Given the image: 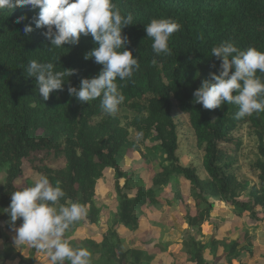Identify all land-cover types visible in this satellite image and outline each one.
<instances>
[{
  "label": "trees",
  "instance_id": "obj_1",
  "mask_svg": "<svg viewBox=\"0 0 264 264\" xmlns=\"http://www.w3.org/2000/svg\"><path fill=\"white\" fill-rule=\"evenodd\" d=\"M112 2L123 16L133 17L134 25L125 27L122 34L128 37L126 47L139 58L140 68L131 79L117 78L124 100L111 115L101 108L99 98L81 104L67 91L69 85L78 87L82 78L97 76L102 69L94 58H84L97 46L91 35H81L78 44L49 49L52 45L42 35L46 29L36 28L33 22L38 8L0 9V172L5 174L0 185V223L11 231L22 223L17 220L15 226L10 224L4 209L10 204L11 192L24 188L15 181L37 171L53 186L62 188L65 196L60 204L74 202L87 209V214L66 230L67 237L84 218L96 223L100 213L94 202L96 184L107 170H113L117 212L99 243L84 239L80 248L88 249L91 256L100 253L101 264H142V251L124 250L116 226L121 223L136 229L143 206L160 205L157 190L173 175L190 182L196 212L186 214L189 226L198 227L208 217L213 200L223 201L235 212L248 211L252 218L257 208L264 210V112L235 119L238 106L222 104L217 109H204L193 96L202 81L210 79V72L219 74L221 61L212 56L214 46L230 42L240 50L254 47L264 52V0ZM20 16L26 19L16 23ZM154 18H172L180 25L168 42L172 55L157 56L151 48L145 25ZM25 25H31L33 32L25 35ZM31 60L52 62L55 71L74 72L65 76L63 91L54 90L44 101L35 88V78L25 71ZM257 75L264 80V74ZM174 107L188 116L196 148L202 151L201 170L180 162ZM243 126L248 128L255 149L249 163L257 174L253 184L238 174L243 139L234 133ZM146 141L153 143L147 146L150 154L160 156V170L152 185L130 187L126 180L121 184L120 179L128 180L131 172L122 170L119 161L128 152L141 151L140 145ZM46 157L63 159V166L45 164ZM28 182L32 186L33 182ZM125 190L133 191L132 195ZM243 193L248 199H240ZM175 196L181 198L180 192ZM0 234L4 235L1 229ZM185 246L187 260L203 264L205 246L195 239H189ZM230 252L236 254L235 242Z\"/></svg>",
  "mask_w": 264,
  "mask_h": 264
},
{
  "label": "clouds",
  "instance_id": "obj_2",
  "mask_svg": "<svg viewBox=\"0 0 264 264\" xmlns=\"http://www.w3.org/2000/svg\"><path fill=\"white\" fill-rule=\"evenodd\" d=\"M31 6L39 9L34 18L36 28L46 29L42 35L52 47L64 48L65 44H78L81 35H91L97 45L85 55L102 65L97 76L82 78L78 87L69 85L68 94L81 104L99 98L100 106L107 114L118 111L124 96L119 90L120 81L131 79L139 71V58L134 57L126 45L130 43L123 29L134 25L131 15L123 16L112 0H0V9ZM26 17H17L21 23ZM180 29L172 18L152 19L145 25L151 48L159 56L172 55L170 37ZM33 32L25 25V35ZM122 49V51H121ZM212 56L220 59L219 74L210 72V79L202 81L193 93L195 103L204 109H217L222 104L236 105L235 119L264 112V52L254 47L240 50L230 42H223L211 49ZM156 63L155 60L152 61ZM215 67V65H213ZM28 77L35 78V88L47 101L54 91H63L65 76L74 70L55 71L52 62L31 60L26 68ZM68 82V81H67ZM65 196L60 186H53L46 176H39L32 186L11 192V200L4 212L14 227V244L17 248L30 245L43 251L51 264H90L91 253L86 248H73L65 232L71 224L87 214L79 203L60 204ZM57 205H59L57 207Z\"/></svg>",
  "mask_w": 264,
  "mask_h": 264
},
{
  "label": "rangeland",
  "instance_id": "obj_3",
  "mask_svg": "<svg viewBox=\"0 0 264 264\" xmlns=\"http://www.w3.org/2000/svg\"><path fill=\"white\" fill-rule=\"evenodd\" d=\"M173 117L178 133L177 155L180 162L183 165H196L201 170L202 151L196 148L188 116L174 107ZM234 135L242 136L243 139L240 151L242 154L238 157L240 167L238 174L253 184L257 182V174L250 168L249 163L254 157L255 149L248 128L243 126L239 131H235ZM152 144L146 141V146L140 145L141 151L128 152L121 158L119 161L121 169L125 168L131 172L128 180L120 179L121 184L126 180L129 181L130 187H136L141 183L146 188L152 185L160 161L159 154H150L147 150V146ZM44 163L61 167L64 160L46 157ZM199 175L206 177L204 171H199ZM39 176L37 171H31L25 177L17 179L15 184L27 187L28 181L34 183ZM4 178L5 174L0 172V185H3ZM114 179L113 170H107L103 177L98 179L94 199L100 209L98 219L96 223H90L84 218L75 231L65 237L73 248H80L84 239H92L99 243L103 233L111 225L119 202L114 190ZM125 191L129 196L133 193L130 190ZM176 192H180L181 198L175 196ZM157 198L161 206L153 204L143 206L142 213L136 219V229L132 230L121 223L116 226L124 250L139 248L142 251V264H195L187 260L185 242L189 239H195L205 246L202 250L203 264H264L263 209L257 208L256 216L252 218L248 211L235 212L223 201L213 200L214 208L208 217L198 227L189 226L186 214L193 215L196 208L190 182L180 175H173L167 184L158 189ZM240 199L248 198L243 193ZM0 226L1 232L4 233L0 234V264H51L50 258L43 251L30 245L17 248L13 241L15 231L6 230L2 222ZM234 242L236 254L230 252ZM90 261L101 264L103 260L100 253H94Z\"/></svg>",
  "mask_w": 264,
  "mask_h": 264
},
{
  "label": "crops",
  "instance_id": "obj_4",
  "mask_svg": "<svg viewBox=\"0 0 264 264\" xmlns=\"http://www.w3.org/2000/svg\"><path fill=\"white\" fill-rule=\"evenodd\" d=\"M159 170H160V168L158 167L157 171H159ZM157 171H156V172H157ZM156 172H155V173H156ZM155 173H154V174H155ZM160 206H161V205H160Z\"/></svg>",
  "mask_w": 264,
  "mask_h": 264
}]
</instances>
